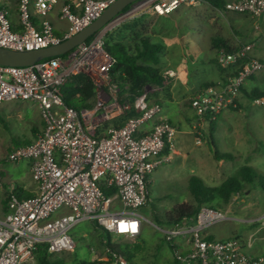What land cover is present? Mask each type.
Returning a JSON list of instances; mask_svg holds the SVG:
<instances>
[{"label": "built area", "instance_id": "1", "mask_svg": "<svg viewBox=\"0 0 264 264\" xmlns=\"http://www.w3.org/2000/svg\"><path fill=\"white\" fill-rule=\"evenodd\" d=\"M59 1L0 0V46L24 50L59 43L90 25L116 0H78L79 6L65 2L61 16L69 27L62 36L50 18ZM206 1L139 0L90 41L65 54L31 65L0 64V104L7 100L37 101L46 123L36 140L8 154L12 162L31 160L38 191L21 197L15 183L10 184L9 211L0 218V264H36L39 244H47L54 253L74 249L77 242L70 232L85 220H96L112 236L141 234L147 218L138 208L152 200L151 174L177 153L179 130L163 114L162 102L151 101L148 91L133 103L121 99L122 87L111 73L114 57L107 48L106 35L136 10L166 15L183 5ZM13 8L19 15L17 23L10 17ZM226 10L260 17L264 0H228ZM254 46L248 42L233 52L225 48L218 52L220 65L234 73L217 78L195 94L192 103L200 116L195 127L216 120L233 106L246 80L264 70V62L253 54ZM81 74L92 77L97 88L91 106L76 107L65 99V86ZM175 74L172 69L164 72L167 78ZM253 101L264 105V94ZM132 110L138 113L127 116ZM124 116L123 124L106 126ZM166 149L169 152H164ZM103 184L117 189L108 194ZM239 196L237 193L234 200ZM230 210L203 205L197 215L164 229L166 240L175 243L177 264H264V254L250 251L257 231L246 240L209 238V228L228 219ZM257 219H262L260 228L264 229V216ZM108 242L104 240L107 247ZM115 255L117 264L128 263L124 255Z\"/></svg>", "mask_w": 264, "mask_h": 264}, {"label": "rangeland", "instance_id": "2", "mask_svg": "<svg viewBox=\"0 0 264 264\" xmlns=\"http://www.w3.org/2000/svg\"><path fill=\"white\" fill-rule=\"evenodd\" d=\"M15 9L10 17L17 23L19 15ZM217 10L207 2L183 5L167 17L150 10H136L107 32L109 44L136 38L138 36L132 34L139 32L160 38L165 45L163 71L165 68L176 71L163 86L150 84L146 88L162 104L167 103L172 111L171 118L179 130L177 153L170 162L161 164L151 174L152 200L138 208L147 218L141 234L111 237V244L121 252L123 249L133 250L135 256L131 261L125 257L127 264H177L164 235L167 225H163L159 217H164L179 203L196 204L191 190L193 176L206 185L218 186L246 165L254 168L256 179L264 176V105L255 103L249 90H243L237 102L223 111L219 115L221 117L195 127L200 116L192 103L196 93L194 86L214 80L221 72L217 61L202 62L218 56L214 39L220 36L233 47L254 42L253 54L264 55V14L257 17L249 13ZM74 81L70 82L74 84ZM71 103L79 107L84 101L76 94ZM41 117L40 104L34 100H7L0 104V151L7 153L14 146L35 140L33 131L44 127ZM112 124L113 121L106 126ZM14 164L9 160L1 163L7 168L4 175L7 185L19 179L10 172L14 170ZM238 199L235 201L233 198L221 206L231 209L229 218L212 225L209 234L214 239L240 235L246 240L257 231L255 247L250 251L264 254V229L260 228L263 223L262 219H257L264 216V188L259 183L249 182L245 193H240ZM103 232L108 236L96 220L79 223L70 232L77 242L76 247L55 252L54 257L66 260L67 264L108 258L109 247L102 241Z\"/></svg>", "mask_w": 264, "mask_h": 264}, {"label": "trees", "instance_id": "3", "mask_svg": "<svg viewBox=\"0 0 264 264\" xmlns=\"http://www.w3.org/2000/svg\"><path fill=\"white\" fill-rule=\"evenodd\" d=\"M227 1L228 0H208V3L219 9L226 10ZM129 8L130 5L125 8V11ZM169 15L170 14L162 16L167 17ZM132 35H137L138 37L133 39L131 38L128 40L120 39L111 42L110 44L106 39L107 48L114 57V64L111 70L112 76L118 80L122 87L121 99L129 103H133L135 98L145 92L146 88L150 84L163 86L165 80L168 79L164 76V72L167 69L165 68V71H163L164 67L162 68L164 64L163 50L165 49L163 41L153 35L140 32L137 34L133 33ZM91 39L92 36L88 39V41H90ZM240 46L233 47L222 37H217L214 39V48H218V52L221 50V48H225L227 51L233 52ZM208 61H217L224 75L225 68L220 65L218 61V56L215 58L202 60V62L205 63ZM233 73L234 71L230 72V74ZM172 78L173 77L170 76V79ZM73 79L76 80L74 81V84H72L70 80L65 86L66 102L70 105H73L71 103V98L76 94H79L84 101L83 105L79 107L93 105L97 96V88L93 78L88 75L81 74L74 77ZM212 82L213 81L204 82L203 84L205 86L201 87L200 90H202ZM258 95H260V93L255 94L254 97ZM150 100L160 101L157 98H154L151 94ZM137 113V111L132 110L129 111L127 116L135 115ZM127 116L115 119L114 124H123ZM29 141L31 142L32 140ZM164 152H169V150L166 149ZM222 157H219V159H221ZM256 176L257 173L254 171V168L248 165L243 166L238 174L230 176L218 186L206 185L201 179L197 178L196 176H193L191 178V190L197 201L196 204L193 205L188 204L186 202L179 203L178 205L174 206L171 211L164 217H159V220L163 225H167V227H169L180 222L186 217L197 215L203 205H209L212 207L220 208L224 204L230 203L237 193H245V188L249 182L259 183L260 186L264 188V176H259V178L257 179ZM103 188L108 194L113 193L117 189L115 186L107 187L106 184H103ZM101 234L103 237V242L105 239H108L109 241L107 244L111 248V250L108 251V258H94L93 260L83 262V264H115L117 258L115 255L116 253L124 255L130 261L133 259V256H135L133 250L131 251L128 249H123V252H121L119 249H117L114 245L111 244L112 235L109 232L108 236H105L104 232ZM234 237L245 240L240 235H236ZM209 238L211 239L212 237L209 236ZM169 244L174 253L175 243L169 242ZM54 254V252H51L49 250L47 244H39L36 250V255L39 264H67L66 260L62 258H56L54 257Z\"/></svg>", "mask_w": 264, "mask_h": 264}, {"label": "crops", "instance_id": "4", "mask_svg": "<svg viewBox=\"0 0 264 264\" xmlns=\"http://www.w3.org/2000/svg\"><path fill=\"white\" fill-rule=\"evenodd\" d=\"M65 2H72L75 5H78L79 6V4H77L78 0H60L59 3L56 5L55 9L50 14V18L52 19V21H53V23L55 25L56 33L59 34V35H61V36L65 34V32L67 31V29L69 27L68 20L62 18V16H61V7H62V5ZM206 2L208 3V0ZM203 4H201V5H203ZM217 9H218L217 10L218 12H220V11L222 12L221 9H219V8H217ZM246 43H248V42H246ZM216 49H218V48H216ZM212 50H215V49L212 48ZM258 56L257 57L260 58L264 62V55L261 54V55H258ZM229 74H230V71L225 69L224 75H223V72L221 71L214 80H216L217 78H220V77H224V76L226 77ZM214 80H212V81H214ZM203 86H205V85L204 84H202V85L200 84V85L194 86L195 92L197 93L201 89V87H203ZM245 89H247V90H249L251 92V96H253L252 98H254V95L255 94H259V93H260V95L264 94V70L258 72L257 74L251 76L250 78H248L246 80L245 84L242 87V91L244 90V92H245ZM163 106H164L163 114L166 117H169L171 119V117H172V111L169 110L167 103L165 105L163 104ZM42 117H41V119H42ZM219 117H221V116H219ZM43 120H44V118H43ZM45 125H46V123H45V120H44V127L41 128L38 131H33L35 133V136H36L34 138L35 140L43 132V130L45 128ZM178 134H179V131H178ZM177 138H178V135H177ZM29 142L30 141L28 140L26 143H29ZM18 146H14L10 150L12 151L13 149H15ZM10 152H7L6 153L3 150L0 151V175L3 178V185H0V218L1 217H4L7 214V212L9 211V207H8V193H9V189H10V184L11 183H15V185L18 187L17 192H18V195L21 196V197H30V196H33L38 191V184H37V182L33 178L32 162L29 159H24V160L19 161V162H14L15 163L14 164L15 165V168H14L13 171H10V172L13 175L16 174L19 177L18 181H17V179H15V180H13L11 182L8 181L9 182V185H7V184L4 183V179H5V176L4 175H5V170H7V168L3 167L1 165V163H2L3 160H8V154ZM8 171H9V169H8ZM150 178H151V176H150ZM5 180H7V179H5ZM151 181H152V179H150V183H151Z\"/></svg>", "mask_w": 264, "mask_h": 264}, {"label": "water", "instance_id": "5", "mask_svg": "<svg viewBox=\"0 0 264 264\" xmlns=\"http://www.w3.org/2000/svg\"><path fill=\"white\" fill-rule=\"evenodd\" d=\"M137 1L139 0H116L100 17L83 30L47 47L21 50L0 46V64L31 65L44 58L65 54L80 43L86 42L97 31L106 27L116 16L123 13L127 6H132Z\"/></svg>", "mask_w": 264, "mask_h": 264}]
</instances>
